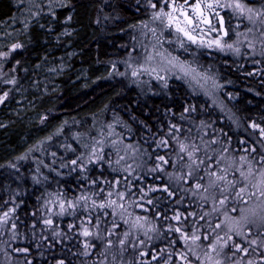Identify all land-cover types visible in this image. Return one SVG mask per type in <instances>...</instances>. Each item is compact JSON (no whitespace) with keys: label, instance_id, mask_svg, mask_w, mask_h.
<instances>
[{"label":"trees","instance_id":"trees-1","mask_svg":"<svg viewBox=\"0 0 264 264\" xmlns=\"http://www.w3.org/2000/svg\"><path fill=\"white\" fill-rule=\"evenodd\" d=\"M248 2L257 8L264 4V0ZM11 7L10 0H0V20L12 14ZM151 14L148 0H69L57 11L52 31L49 27L33 28L31 40L11 54L6 65L15 68L16 64V69H34L45 56L69 57V67L54 89L29 90L28 111L18 114L12 107L15 100L11 106L7 107L6 101L0 107V215L15 208L0 229V264H57L60 260L64 264H165L169 256L170 264H177L175 253L184 248V241L180 232L170 231L167 225L175 228L179 223L189 234L193 227L208 231L207 218L200 221V217L211 208V202L202 208L200 197L190 190L196 180L181 181L175 175L187 174L188 169L184 162L177 164L179 146L173 137L194 141L201 158L205 155L204 143L214 150L207 154L217 158L225 148L226 155L237 158V162L240 156L258 161L264 155V136L251 126L253 121L264 125L262 51L230 53L189 43L182 50L173 48L183 59L194 60L215 77L219 85L216 102L175 77L166 83L152 78L136 82L127 72L121 73L129 54L134 55L137 46L147 40L138 25L148 21ZM65 26L70 30L68 38L62 36ZM69 52L73 55L68 56ZM6 73L7 79L0 81V95L18 89L19 81L12 84L9 80L12 70ZM190 106L193 110L186 112ZM169 128L173 129L171 133ZM48 136L52 139H45ZM213 137L219 142L213 143ZM91 143L103 147V160L93 161L86 169L73 166L71 161L81 152L90 151L84 145ZM129 144L136 148L135 153L126 147ZM159 156L170 158L163 169L158 167ZM120 157L124 159L117 163ZM125 165L133 171H127ZM93 180L96 184L90 183ZM165 184L174 196L164 189ZM109 190L113 199L117 191L127 190L123 203L134 214L133 219L135 215L148 217L144 223L153 225L155 231L148 228L145 234L143 228L130 229L119 215L111 214L110 208L81 205L63 215L52 213L53 223H44L50 207L44 202L53 199L50 193H61L67 200L81 193H96L93 198L107 199ZM129 201L133 202L131 206ZM141 203L145 207L140 208ZM176 214L182 217L179 222ZM86 215L94 217L88 222L89 236L82 231ZM124 215L127 219V213ZM96 219L100 220L98 228ZM69 224L74 227L69 228ZM261 232L264 230L254 228L249 241L264 239ZM109 238L113 240L110 246ZM122 239L123 248L119 244ZM242 242L247 246L248 242L236 239V243ZM233 251L231 246L226 250L228 264ZM260 254H264V245L253 246L245 260L257 259Z\"/></svg>","mask_w":264,"mask_h":264},{"label":"snow or ice","instance_id":"snow-or-ice-1","mask_svg":"<svg viewBox=\"0 0 264 264\" xmlns=\"http://www.w3.org/2000/svg\"><path fill=\"white\" fill-rule=\"evenodd\" d=\"M148 4L152 9L151 17L148 21H140L138 25V27L144 29L142 35L149 41V43H141L143 61L140 63L132 62V53H130L129 60L126 62L131 69L133 77L139 78L144 72H149L155 75L157 79H162L166 83L168 73L171 71L173 74L188 77L190 80L195 81L196 84L204 86L212 77L206 71L201 72L199 67L193 65L190 61L182 60L180 56L169 51L168 48L164 47V43L168 41L171 44L173 37L169 30H172L175 32V42L180 48H184L187 42H191L197 45L207 44L209 48L219 47L224 51L233 50L239 53L241 48L237 44L240 42V33H237L238 39L236 42H225L229 36V30L223 27L224 16L220 12L222 8H230L241 20L247 19L253 25H260V29L258 30L260 35L259 42L262 46V54H264V4L259 8L254 7L248 0H223V3L221 0H179V2L178 0H148ZM62 6L63 4H56L55 0H44L43 3L35 6L37 10L28 9L29 15L19 22L23 24V29L27 30L34 18L40 17L45 11L54 17L56 15V8ZM213 15L217 17L216 26L213 25ZM67 19L70 20L71 15ZM16 22L17 20L14 18L13 23ZM149 24L152 25L151 28H149ZM166 31H168V35H165ZM254 31L257 30L254 28L246 29L245 34H243V41L248 42L250 38L249 34H252ZM213 32L218 33V35L209 40L208 37L212 36ZM8 35L9 33L0 32V36ZM185 38L187 39L185 40ZM22 47L23 44L13 42L8 45L6 51H0V58H8L13 50ZM248 47L253 49V51L256 50L255 39L248 43ZM17 64H19V61H17ZM112 67L115 70L116 65L113 64ZM161 71L164 72L163 77L160 76ZM125 74L121 73V75ZM10 83L15 84L16 80L13 79ZM8 95V91L3 92L0 95V102H3ZM190 110H193V106L185 109L186 112ZM42 119H46V117ZM251 126L253 129H259L260 135L264 136V125L253 121ZM173 127H179V125H174ZM60 130L57 129V131ZM172 131L173 129L169 128V133ZM111 134L109 133V135ZM76 135L79 137L80 134L77 133ZM45 139L51 140L52 137L48 136ZM173 139L176 140L179 146V151L176 154L177 164L184 162L188 169L187 174L181 172L175 173V175L181 181L196 180L194 187L190 190L200 197V206L202 208L209 201L211 202V208L205 212V216L200 217V221H204L205 217L207 218L208 231L193 227L191 234H189L179 223H177L175 228L171 224L167 225L170 231L180 232V238L184 241V248L175 253L179 257L177 264H228L229 257H226L225 253L230 246L234 248V251L231 253V264H264V254H260L257 259L245 260V256L253 249V246L264 245V239L260 237L249 241V236L254 231V228L256 230H264V155H261L258 161L249 158L247 155L240 156L239 162H237V158L226 155L228 152L226 148L220 153L219 158L215 155L209 156L207 152L214 150L211 149L210 144L204 143L205 155L201 158L200 148L196 146L194 141L181 140L179 136L173 137ZM215 142H219V138L213 137V143ZM99 143L102 144L103 141ZM112 143L115 144L116 141ZM165 146L167 145L165 144ZM126 147L131 148L133 153L136 152V148L131 144ZM84 148L86 150L90 149V151L81 152L77 159L71 161L73 166L78 165L81 169H86L87 165L93 161L99 162L103 160V147L97 148L96 143H91L85 144ZM253 153H255V148H253ZM85 156H87V159L84 160V163H81L80 161ZM123 159V157H120L117 163ZM157 160L159 162L158 167L161 169L170 162V158L166 156H159ZM209 160L212 161L211 164L208 163ZM108 163L111 165L112 161H108ZM12 166L15 167L16 165ZM175 166L177 165L174 164L173 167ZM125 167L127 171H133L130 165H125ZM169 175L171 176L173 173H169ZM205 180L206 183L201 182ZM90 183L96 184V181L93 180ZM118 185L119 179H117ZM237 185H239L238 188ZM163 187L171 195H175L168 185L165 184ZM127 194V190L117 191L115 193L117 198L113 199V191L109 190L107 199L93 198L98 195L96 193H81L79 196H74L71 200H67L62 197L61 193H50L53 199L45 200L44 202L45 205L50 206L47 213L49 218L44 223L47 225L53 223V220L50 218L52 213L58 212L63 215L69 209L75 210L78 205H81L86 208H110L112 209L111 214L119 215V218L124 220L130 229L136 228L139 230L143 228L145 229V234H147L148 228L155 231L153 225L144 223L148 220V217L135 215L133 219L134 214L123 203ZM132 203V201H129V206ZM139 207L143 208L145 205L141 203ZM14 212L15 208H11L0 215V229L4 227V222L9 220L10 214ZM125 213H127V219H125ZM221 213L223 214L222 219L220 218ZM104 215L107 216L109 213L105 212ZM157 215L159 216L161 213L158 212ZM191 215L195 217L196 213L193 212ZM174 218L177 222L182 219L180 214H176ZM93 219V216L86 215L82 221L84 224L82 231L85 236L92 234L88 222ZM99 225L100 220L96 219L97 228ZM68 227L72 228L74 225L69 224ZM115 227L116 225H113V229ZM12 228L15 230L16 224L13 223ZM95 234L99 235V232ZM128 235L129 232L126 231L124 233L125 238ZM110 236L111 232L109 233ZM261 236H264V232H261ZM237 238L248 242L247 246L243 242L236 243ZM84 243L87 248L88 241L85 240ZM124 243V239L119 241L121 248H123ZM112 244L113 240L111 238L107 239V245L110 246ZM141 244H143V241H141ZM256 250L259 252V247ZM17 251L21 250L17 249ZM22 251L27 252L28 249H23ZM113 259H115V256ZM171 260L172 256H169L165 264H170ZM57 264H64V261L60 260Z\"/></svg>","mask_w":264,"mask_h":264},{"label":"rangeland","instance_id":"rangeland-1","mask_svg":"<svg viewBox=\"0 0 264 264\" xmlns=\"http://www.w3.org/2000/svg\"><path fill=\"white\" fill-rule=\"evenodd\" d=\"M68 1L69 0H67V2H65V0H55V3L63 4V6H65L68 3ZM43 2L44 0H10L11 6H12L11 7L12 14L9 15L7 18L0 20V32L9 33L8 36H0V51H6L8 45H10L13 42H19L23 44L24 46L29 40H31L30 31H32V29L35 27H37V29L39 30L46 28V27H49L50 31L53 30L52 28H54V24H53L54 19L57 18V11L63 6L56 8V15L54 17L48 14L46 11L43 12L40 15V17L33 19L31 26L27 30H24L23 24L19 22L21 19L26 18L29 15V12L27 11L28 9L31 8L33 11H35L37 10L35 6ZM221 2L223 3V0H221ZM220 12L226 19L225 27L229 30V36L227 37L225 41L226 43L236 42L238 39L237 33H240L241 34L239 38L240 42L237 44V46L241 48V51L243 50L244 51L248 50L251 52L262 51V46L259 42L260 40V35L258 31L260 29L259 24L253 25L247 19H243L242 21L239 17L236 16L235 13L232 12L230 8H222L220 9ZM14 18L17 20L16 23H13ZM212 19H213V25L216 26L217 17L213 15ZM64 23L66 24L69 23V19L65 18ZM246 25H248L247 28H243ZM248 28H254L257 31H254L252 34H249V37H250L249 41L244 42L243 34H245V30ZM169 31H171L173 39H172L171 44H169L168 41H165L164 47L168 48L169 51L173 52L175 55L180 56L179 53H175L173 51V48H176L175 50H182L183 48H180L177 46L175 39H174L175 32L172 30H169ZM166 32L168 33V31ZM62 34H63L62 35L63 38H68V36H70V30L68 29L67 26L63 28ZM216 35H218V33L213 32L212 36L208 37V39L209 40L213 39L215 38ZM186 39L187 38H185V40ZM253 39H255V43H256L255 51H253V49L248 47V43L252 42ZM144 43H149V41L145 40ZM187 43H189L190 45H195L200 48L224 51L220 49L219 47L209 48L207 44L197 45L191 42H187ZM19 49H22V48L15 49L13 50V52ZM70 52L68 56L73 55V53H70ZM225 52L237 53L233 50H227ZM133 53L134 55H132V62L140 63L143 61V48H141V45L137 46V49ZM10 56L6 59L0 58V81L7 79L6 78L8 76V74L6 73L7 70H12L11 74L13 75L11 76L9 80L12 81L13 79H15L16 82L19 81V85H18L17 90H15L14 92H9L8 97L3 102H0V107L6 101H8L9 103V105H6V106L7 107L11 106L10 104L15 100L12 104V107L16 108L15 111L18 114H21V112H24V111H28L26 107L29 105V103H27L26 100H27V96L29 95V90H34V89L38 90V88L39 89L41 88L42 90L54 89L56 86H58L56 81L62 78V74L69 67L68 65L69 57L65 59L64 56H61V57L45 56L40 60V62L37 63L34 69H28V68H22V69L17 68L16 69V64H15V68L13 65L11 66L6 65L7 61L10 59ZM180 58L182 60H185L181 56ZM186 61H189V60H186ZM193 61L194 60L192 59L190 60V62L193 65H196L197 67H199ZM126 62H128V60L124 61L123 73L127 72L134 81L136 82L145 81L146 79H151V78L155 79L156 81H163L162 79H157L155 75H152L149 72H144L139 78L133 77L131 75V69L130 67H128V64ZM200 71L205 72V70H202V69H200ZM160 76L161 77L164 76L163 71L160 72ZM209 76H211L212 79L207 81L204 86L196 84L195 81L190 80V78L188 77H182L179 74H173L171 71H169L167 79L171 77L182 79L187 84H189L191 88L198 90L201 93L205 94L207 97L210 98L212 102H216L217 101L216 92L218 90L219 85L215 77H213L212 75H209ZM28 83L31 84V86L33 87L32 89L29 88Z\"/></svg>","mask_w":264,"mask_h":264},{"label":"water","instance_id":"water-1","mask_svg":"<svg viewBox=\"0 0 264 264\" xmlns=\"http://www.w3.org/2000/svg\"><path fill=\"white\" fill-rule=\"evenodd\" d=\"M223 27H225V21H224V25H223Z\"/></svg>","mask_w":264,"mask_h":264}]
</instances>
